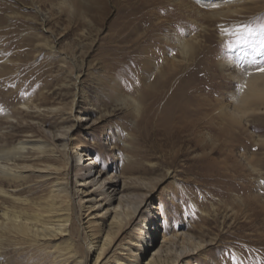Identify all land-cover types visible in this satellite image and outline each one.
<instances>
[{
    "label": "rangeland",
    "instance_id": "1",
    "mask_svg": "<svg viewBox=\"0 0 264 264\" xmlns=\"http://www.w3.org/2000/svg\"><path fill=\"white\" fill-rule=\"evenodd\" d=\"M235 1L225 16L212 18L210 8L196 0L186 8L171 0H0V129L10 131L9 142L49 141L50 134L70 128L72 144L85 150L84 160L92 158L87 171L104 178L114 197L141 194L151 185L134 221L120 231L110 228L115 235L95 261L112 213H102L108 206L104 202L96 205L101 197L94 185L77 186L81 177L69 172V186L85 193L73 194L69 201L76 221L68 236L82 252L85 237L91 239L95 250L86 264L129 262L130 243L136 239L131 234L146 208L152 229L145 246L136 249L137 264L150 257L159 262L167 250L174 254L184 246L190 252L183 264H264V107L247 116L244 137L229 135L224 147L219 145L220 120L214 118L209 129L203 114L196 133L182 132L174 148L153 133L157 109L152 110L150 101L165 77L161 65L181 58L176 36L197 39L194 74L186 75L194 77L200 102L211 97L227 101L240 87L231 75L244 66L264 67V0ZM145 52H155L157 61L132 64ZM29 96V110L37 115L20 113ZM174 149L176 156L170 152ZM29 179L31 185L23 184L16 196L34 200L47 193L50 180L44 184L33 174ZM124 181L146 188L123 189ZM7 190L13 191L11 186ZM90 198L95 200H86ZM6 205L12 207L0 198V208ZM15 238L0 236L9 264H48L43 251L63 244L61 238L51 240L50 247L41 240L40 246L21 245Z\"/></svg>",
    "mask_w": 264,
    "mask_h": 264
},
{
    "label": "bare ground",
    "instance_id": "2",
    "mask_svg": "<svg viewBox=\"0 0 264 264\" xmlns=\"http://www.w3.org/2000/svg\"><path fill=\"white\" fill-rule=\"evenodd\" d=\"M196 1H198L199 4H206L210 8L209 14L212 18L225 16L226 12H229L230 10V4L236 2L235 0ZM171 2L186 8V6H190V3L188 2H193V0H171ZM223 7L226 10H222ZM165 38L168 39L167 37ZM174 40L181 58L179 57V60L171 61L170 64L165 61L166 65H161L164 69L165 77L160 84L157 94H154L150 101V105L153 107L152 110L157 109L155 112V114H157V116L155 115L157 122L153 133L155 134L156 132V134L162 135L163 139L172 145L174 144V141H178L180 139V134L182 132L189 130L191 133H196V126L203 118L201 117L203 114L206 116L204 123L209 129L213 126L214 118L217 117L220 120L219 136L223 138V142H220L219 145L221 144L223 147L224 145H229L227 144L228 136L234 134L233 136L242 137L245 134V131L247 133V116L251 113H260L264 107V71L259 70L264 67H257L253 69L252 67L250 68L244 66L238 73L231 75L232 78L239 81L240 87L236 91L228 94L229 99L227 101H225L223 97L216 100L212 99L210 95L211 98H204V100L200 102V98L195 94L198 86L195 84L194 77L186 75L187 73L194 74V63L196 61L197 55L199 54V51L197 50L198 48L196 46L197 39L195 36H191L189 39H186L182 36H176ZM152 43L154 42L152 41ZM43 44L51 50L52 45L48 41H44ZM135 46L136 45L134 44V47ZM156 56L157 54H155V52L153 54L145 52L141 58L138 57V60L133 58L134 62L132 64L138 65L142 63L143 65H141V67L145 66V63L150 61V64H154L155 61H157L155 60ZM125 58L127 57L125 56ZM181 63H185L183 65L184 68L180 66ZM222 65H224V63H222ZM185 69L186 72L184 73ZM30 102H32L31 98L28 102H25L26 104H23L22 107H19L20 113L23 110L25 111V114L27 112L30 114V116L37 115V112L34 110H29L30 107H32L29 105ZM33 105L34 107H38L35 104ZM258 115L255 117L254 122L259 121L260 117ZM253 126L259 127L256 124ZM10 127L12 128L11 124ZM68 130H70V128ZM68 130L65 132L56 131L53 134H50L49 141L36 138H19L9 142V138L11 136L10 131L1 132L0 129V198H2L3 201L8 199L11 204L10 206H12L10 208L6 205L0 208V236H6L8 234L11 236L13 235L16 237V243L21 245L33 244L40 246L38 242L41 240L42 243L49 247L51 246V240L62 238L63 244L59 245V243H57V247H54L52 252L43 251L44 256H47L46 260H48V264H86L89 254L91 251L95 250L93 246L94 244L91 242L90 238L85 237L86 242L84 251L82 252L80 250L81 247H77L75 244H73L72 238H69L68 236L71 231V227H75L76 221L75 217L71 216L69 201L72 199L73 194L85 193V190L82 191V188L73 189L69 186L67 175L70 171H72L75 176L81 177V181L77 186L86 187L88 184L94 185L96 187L94 192L98 193V195L101 197L100 201H96V205L99 208L104 202L108 206L103 208L102 213H112V218L107 224L108 230L103 235V242L98 247L95 261H98V259L102 256L103 252L105 251V247L110 244L111 239L115 235L114 232L110 231V228L115 227L117 228L116 231H120L129 223L133 222L137 213L141 210L142 204L146 203V200L150 196L151 192L150 185L149 188L145 189V191L141 194L129 192L121 193L118 197H114L112 194H110L108 189H105V185L103 184L104 178L102 180L101 176L96 177L87 171L90 165L88 160H92V158H86L85 160L83 159L85 150L80 149L72 144L69 139L70 134H68ZM197 134L199 135V133ZM260 141L264 145V139H261ZM216 142L218 141H215V143ZM172 147L174 148V145H172ZM214 149L215 148L212 146L209 150L212 152ZM170 152L172 156H176L178 150L174 149ZM209 155L210 152H206V156ZM200 157L202 158V156ZM28 159H31L32 162H27L29 161ZM55 162H59L60 166L55 165ZM30 167H32V169H30ZM36 169L40 170L36 171ZM96 171L100 173V170L97 169ZM31 174H33L36 179L42 181L44 184L47 180H50L49 184H46L48 187L47 193L43 195L41 194V197H37V199L34 200L27 197L16 196L15 192L23 189V184L29 182L28 186L31 185L29 181ZM61 174H65L67 178L66 181L62 180L64 178L60 176ZM236 175L237 174H235V176ZM35 184L38 183L35 182ZM10 186L12 187L13 191L7 190V188ZM131 187L143 188L145 186L139 182H123V189ZM81 198V196H78V202H82ZM86 200L93 201L95 199L90 198ZM113 201H115V203L112 205ZM149 208H153V206ZM150 213L151 211L146 208L145 213L141 215V219L136 221L135 234H131L136 236V239H133L130 243L135 249H129L130 255L127 258L129 262L126 264H137L138 260L136 261L135 257L137 256L138 252L136 249L140 250L142 246H145L147 243L146 239L150 237L149 230L152 228H150V226L147 224L150 221ZM197 246L198 245H195V247ZM189 252L190 249L186 246H184L182 249L174 250V254H171L169 249L164 256L161 255V257H158L159 262H156L155 258L150 257V259L144 264H183L182 261L187 256V254H189ZM3 255V250L0 248V264H9V262L3 258Z\"/></svg>",
    "mask_w": 264,
    "mask_h": 264
},
{
    "label": "snow or ice",
    "instance_id": "3",
    "mask_svg": "<svg viewBox=\"0 0 264 264\" xmlns=\"http://www.w3.org/2000/svg\"><path fill=\"white\" fill-rule=\"evenodd\" d=\"M260 71H264V68L259 69Z\"/></svg>",
    "mask_w": 264,
    "mask_h": 264
}]
</instances>
